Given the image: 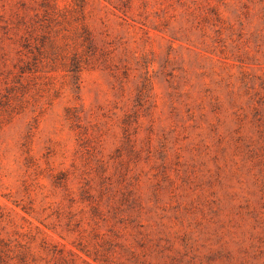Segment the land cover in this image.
Segmentation results:
<instances>
[{
  "label": "rangeland",
  "instance_id": "rangeland-1",
  "mask_svg": "<svg viewBox=\"0 0 264 264\" xmlns=\"http://www.w3.org/2000/svg\"><path fill=\"white\" fill-rule=\"evenodd\" d=\"M0 264H264V0H0Z\"/></svg>",
  "mask_w": 264,
  "mask_h": 264
},
{
  "label": "trees",
  "instance_id": "trees-1",
  "mask_svg": "<svg viewBox=\"0 0 264 264\" xmlns=\"http://www.w3.org/2000/svg\"><path fill=\"white\" fill-rule=\"evenodd\" d=\"M73 71H76V70H73Z\"/></svg>",
  "mask_w": 264,
  "mask_h": 264
}]
</instances>
